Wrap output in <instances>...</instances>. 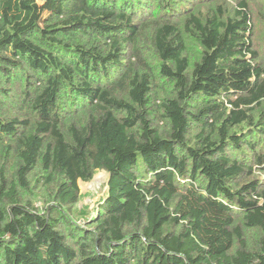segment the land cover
Instances as JSON below:
<instances>
[{"label":"trees","instance_id":"16d2710c","mask_svg":"<svg viewBox=\"0 0 264 264\" xmlns=\"http://www.w3.org/2000/svg\"><path fill=\"white\" fill-rule=\"evenodd\" d=\"M0 264H264V0H0Z\"/></svg>","mask_w":264,"mask_h":264},{"label":"rangeland","instance_id":"374dc122","mask_svg":"<svg viewBox=\"0 0 264 264\" xmlns=\"http://www.w3.org/2000/svg\"><path fill=\"white\" fill-rule=\"evenodd\" d=\"M108 175L99 171L94 174L89 183H78L79 198L76 205L72 208L74 219L80 225H84L90 216L94 214L97 203L103 199L107 191ZM37 207H42L40 202H36Z\"/></svg>","mask_w":264,"mask_h":264}]
</instances>
